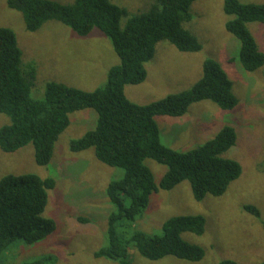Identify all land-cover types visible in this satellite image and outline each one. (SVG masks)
<instances>
[{"label":"trees","instance_id":"16d2710c","mask_svg":"<svg viewBox=\"0 0 264 264\" xmlns=\"http://www.w3.org/2000/svg\"><path fill=\"white\" fill-rule=\"evenodd\" d=\"M197 1L154 0L148 11L130 16L113 0H75L70 5L52 0H7L10 9L22 14L28 32H36L51 21L63 24L81 38L99 30L120 59L119 65L109 69L106 84L94 91L49 82L44 99L34 100L31 88L37 78L36 68L30 64L23 67L16 34L10 28H0V115L11 120V124L0 128V149L14 153L31 144L36 164L47 166L60 136L71 125V116L94 110L98 115L96 128L72 141L70 149L75 153L93 149L101 163L125 172L123 179L107 187L115 212L109 217V244L97 251L95 258L131 264L129 252L136 250L152 262L165 257L191 263L203 261L204 249L182 239L184 233H205L203 216L171 218L163 224L161 236L131 230L151 197L160 191H171L188 182L195 201L203 202L208 195L223 196L243 174L239 162L223 158L237 144L233 127L222 128L213 139L193 150L179 152L162 141L156 122L159 116L183 117L192 105L203 101L232 111L238 100L228 74L217 61L208 59L203 63L202 77L190 90L163 100L142 106L125 94L126 86L146 81L145 65L154 59L159 43L169 42L183 53L202 50L196 35L185 26L192 21L191 8ZM223 1L224 12L234 16L226 30L241 43V66L252 73L262 69L264 54L248 25H264V4ZM123 18L127 19L124 27ZM147 161L167 168L159 183ZM55 188V179L32 174L9 175L0 180V257L15 243L32 246L55 233L56 222L43 216L49 192ZM244 210L261 218L253 206H245ZM78 220L87 223L86 219ZM262 226L264 230V222ZM54 260L47 257L23 264H50ZM220 264L238 263L224 260Z\"/></svg>","mask_w":264,"mask_h":264},{"label":"rangeland","instance_id":"374dc122","mask_svg":"<svg viewBox=\"0 0 264 264\" xmlns=\"http://www.w3.org/2000/svg\"><path fill=\"white\" fill-rule=\"evenodd\" d=\"M70 5L75 0H52ZM247 4H264V0H239ZM154 0H113L126 8L130 16L146 12ZM223 0H198L191 8L192 21L185 26L202 45L197 53L180 52L169 42L157 45L154 59L145 67L147 79L140 85H128L125 94L131 102L148 105L169 95L190 90L202 77L203 63L217 61L228 74L238 100L232 111H225L212 101L194 104L180 118L159 116L162 141L170 148L185 152L213 139L224 127L236 130V146L223 155L239 162L243 174L221 197L208 195L196 202L190 184L183 182L171 191L153 195L143 216L131 232L161 236L163 224L177 216H203V235L182 234V239L204 249L203 261L191 263L174 257L152 262L136 250L129 252L131 264H220L233 260L238 264H261L264 261V67L246 72L240 64L241 43L226 30L234 16L223 10ZM127 19H122V27ZM260 51L264 54V25H248ZM0 28H10L16 34L22 52V65H34L36 81L31 88L34 100H43L49 82L65 84L84 91H94L107 82L108 71L119 65L110 40L99 30L86 38L55 21L36 32H28L21 13L10 9L7 0H0ZM94 110H84L71 116L70 127L60 136L49 165L35 162V149L28 145L14 153L0 149V180L9 175H37L53 178L56 188L49 192V204L44 217L57 224V230L40 243L28 246L18 242L0 257V264H23L53 257L50 264H119L95 253L108 246L109 217L115 208L107 197L112 181L124 178L122 169L101 163L93 149L72 152L70 144L97 126ZM11 124L0 115V128ZM159 183L166 167L153 161L146 163ZM245 206L260 212L252 216ZM86 219L87 223L78 219Z\"/></svg>","mask_w":264,"mask_h":264}]
</instances>
